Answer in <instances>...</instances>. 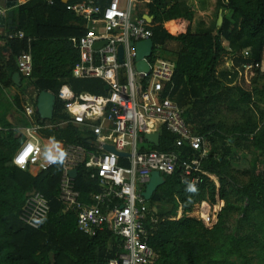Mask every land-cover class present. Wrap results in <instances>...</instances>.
Returning a JSON list of instances; mask_svg holds the SVG:
<instances>
[{
    "label": "trees",
    "instance_id": "trees-1",
    "mask_svg": "<svg viewBox=\"0 0 264 264\" xmlns=\"http://www.w3.org/2000/svg\"><path fill=\"white\" fill-rule=\"evenodd\" d=\"M62 0H26L14 11L15 29L0 35V80L11 91L13 76L19 72L17 58L31 47L33 73L29 77L37 96L42 91L56 94L54 120L66 121L67 126L41 130L44 136L59 140L63 146L87 145L93 135L76 126L58 97L62 86L70 85L76 93L88 91L106 94V83L97 77L75 78L72 69L81 59V51L73 38L80 40L89 33L84 21L77 17ZM223 24L217 22L220 12ZM149 15L153 17L156 47L175 42L176 70L173 77L175 99L183 108L186 121L215 146L216 136L223 135L216 117L232 104H250L253 92L240 84L226 82L228 72L220 73L225 55H231L238 73L244 64L252 63L262 79L264 53V0H150ZM174 19L189 22L186 32L172 34L163 24ZM22 30L24 38H10L12 31ZM31 38V41L29 39ZM171 52V51H170ZM246 53L249 55L247 56ZM24 80V79H23ZM14 93V92H12ZM255 93L264 97V87ZM235 96V97H234ZM19 97L17 105L21 106ZM35 105L37 101L35 100ZM37 122L40 115L35 111ZM244 123H236L230 136L238 142H248L253 155L241 157L236 164L231 151L210 149L202 168L217 176H204V182L191 186L182 170L165 175L149 205L158 215L154 234L149 238L157 258L148 264H260L264 261V113L262 123H256L246 113ZM52 119V120H53ZM31 125L28 117L15 126L0 129V264H109L123 251L122 241L109 227L89 236L78 228L75 209L61 199L63 165L61 162L47 170H23L13 164V155L23 140L18 127ZM175 135L163 129L160 144L154 149L171 152L181 150L192 154L189 146L176 147ZM59 155L60 153L54 152ZM74 189L82 200L92 203L99 192L95 170L84 163L77 167ZM240 176L247 177L243 182ZM42 192L49 200L50 212L46 222L33 227L20 215L30 195ZM225 204L213 227L203 220L190 217L194 207L202 202ZM170 205V209L163 206ZM180 208L184 216L178 215ZM239 214L237 226L230 230L232 215Z\"/></svg>",
    "mask_w": 264,
    "mask_h": 264
},
{
    "label": "built area",
    "instance_id": "built-area-1",
    "mask_svg": "<svg viewBox=\"0 0 264 264\" xmlns=\"http://www.w3.org/2000/svg\"><path fill=\"white\" fill-rule=\"evenodd\" d=\"M48 1L54 3V0ZM71 1L69 9L89 30L80 40L72 39L81 51V59L73 67L72 75L75 78H100L108 89L106 94L98 95L88 91L76 93L70 85H64L58 97L65 104L72 122L88 130L93 139L88 140L90 147L61 145L59 155L47 154L41 125L34 118L36 109L27 108L25 116L31 125L21 131L23 140L13 155V164L23 170H47L61 162L64 170L61 199L76 210L78 228L93 237L109 227L120 237L123 251L109 264H148L157 258L149 238L159 220L143 195L151 174L159 171L165 177L182 170L191 186L204 182V176L215 180L219 186L217 176L202 168L210 151L208 143L184 118V110L175 99L173 77L176 65L162 57L161 47L155 45L152 56L147 59L148 72L137 69V49L132 42L153 36V22L144 18L149 14L150 0H69L68 3ZM141 2L146 8H142ZM92 24L100 25L99 30L93 32ZM8 36L24 38L25 33L12 31ZM17 65L21 76L29 78L32 75L30 46L18 56ZM244 68L252 70L254 65L246 63ZM164 128L175 135L176 147L189 146L193 153L184 156L181 150L154 149L155 144L145 135H161ZM106 146H113L124 155L112 152ZM82 163L95 170L91 177L98 179L100 186L99 192L92 195V203L82 200L80 192L74 189L75 177L70 174ZM179 211L181 218L185 214L182 208ZM49 212L48 198L35 191L28 198L20 218L39 227L46 222ZM202 215L199 219L205 224L214 222L215 225L218 221H214L211 212Z\"/></svg>",
    "mask_w": 264,
    "mask_h": 264
},
{
    "label": "rangeland",
    "instance_id": "rangeland-1",
    "mask_svg": "<svg viewBox=\"0 0 264 264\" xmlns=\"http://www.w3.org/2000/svg\"><path fill=\"white\" fill-rule=\"evenodd\" d=\"M26 0H19V4L21 2H24ZM196 1V0H193ZM140 5L142 6V8H146V4L141 2ZM181 22H179L180 24ZM172 22L166 24L165 29L167 28V31H169L172 34L178 35L179 31L182 30L180 29L179 31H173V26ZM91 26V30L94 32V30H99L100 25L96 26L95 24L90 25ZM177 49L176 43L175 42H170L166 45H162V47L160 48V54L162 55L163 58H167V59H175V53H173L175 50ZM171 51V52H170ZM233 57V56H232ZM231 55H225L223 57V61L220 65V73L221 72H228L227 77H223L224 80H226V82H231V85L235 86L236 84H240L244 89L253 92V101L250 104H232L229 109L221 112L217 117H216V122L220 123L222 126V132L224 136L218 135L216 136V142H215V146L212 145V143L210 141H208V148L209 150L217 147L219 150L223 151L222 148H227L231 151V156L228 157V159H231L233 162H235L236 164L239 163V159L241 157H244V159L246 158V156H251L253 155V150L251 148V146L249 145L248 142H238L234 137L230 136V130L232 128V126L236 123H244L247 120L246 117V113L251 116L253 118V120L256 123H262L263 121V113H264V97L261 94H257L255 93L256 89H261L264 87V79L261 78V76L259 75L258 71H256L255 69H244L238 73H234L237 69L235 67V62L232 59ZM261 69L264 70V53H263V63L261 66ZM222 74V73H221ZM26 83H28L30 85V87L28 85H25L24 88L21 89V91L23 92L22 95L25 98V100L30 103V99L31 97H33L34 95V89L32 90V86L30 81H26ZM31 91V92H30ZM235 97V96H234ZM67 126V122L66 121H61V120H49L47 121L45 127H41L42 131H46L49 130V134L53 137L55 130L57 128L60 127H65ZM43 135V137L45 138L46 136H44V132L41 133ZM46 139V138H45ZM48 141H46L47 147H46V152L47 154H51L53 152H59L60 149H58L59 146H63V143L59 140L53 141V138H48ZM146 147H148V145H145ZM57 147V148H56ZM54 150V151H53ZM53 151V152H52ZM31 170V169H30ZM241 180H243V182H247L248 178L247 177H243L240 176ZM218 180V178H217ZM219 181V180H218ZM221 200H219L217 203L213 206L210 202H207L206 207H202V204H197L193 211L189 214L190 217H194V218H203L202 214L207 215V212H211V214H213V217H215V222L218 219V214L219 211L221 210V208L224 206L225 202L221 201L222 203H220ZM221 204V205H220ZM200 208H199V207ZM217 207V208H216ZM202 208V209H201ZM219 208V209H218ZM163 209L169 210L170 209V205H165L163 206ZM198 211V212H197ZM181 216V211L178 212V216L177 219H179ZM240 215L239 214H234L231 216L230 221H229V226H230V230L233 229L234 227L237 226V221L239 219ZM207 227H213L214 226V222H211L210 224H205ZM254 263H260V264H264V261L260 262L258 259H254Z\"/></svg>",
    "mask_w": 264,
    "mask_h": 264
},
{
    "label": "water",
    "instance_id": "water-1",
    "mask_svg": "<svg viewBox=\"0 0 264 264\" xmlns=\"http://www.w3.org/2000/svg\"><path fill=\"white\" fill-rule=\"evenodd\" d=\"M63 3L68 4L69 0H62ZM19 6V0H0V26H9L10 29H15L16 25L14 24V11L15 8ZM1 10H6V14H4ZM144 18L149 22H153V17L149 14H145ZM223 13L220 12L218 18V26L220 27L223 24ZM132 45L136 46L137 49V69L138 71L148 72L150 70V64L148 62V58L152 56L155 42L152 38L142 40L139 42H132ZM100 46V43L97 44V47ZM123 47H120V61H123ZM21 74L19 72L15 73L13 76L14 83L20 85ZM108 89V86H106ZM57 96L53 92L50 91H42L40 92L36 111L40 115L41 123L52 120L54 118L55 113V105H56ZM146 139L155 144H160V134L159 133H146ZM106 148L112 152L118 153L120 155H124L122 152H117L113 146H106ZM70 174L75 178L78 175V170L73 169L70 171ZM165 177L160 174L159 171H153L151 174V179L147 184L146 190L143 192V195L147 200H151L155 191L165 183Z\"/></svg>",
    "mask_w": 264,
    "mask_h": 264
},
{
    "label": "crops",
    "instance_id": "crops-1",
    "mask_svg": "<svg viewBox=\"0 0 264 264\" xmlns=\"http://www.w3.org/2000/svg\"><path fill=\"white\" fill-rule=\"evenodd\" d=\"M172 21L176 22V26L182 27L181 28L182 31L180 30L178 34L186 32V30L189 26V22L185 19L170 20V21L165 22L163 24V26L165 27L168 22H172ZM179 22H181V23L179 24ZM9 29H10V27L8 25L6 27L0 26V35L6 34ZM168 60H171V59L169 58ZM172 61L175 62L173 59H172ZM28 79L29 78H25L24 76H21L20 85L14 83L11 86V91L8 88H6L0 80V129H2L3 127H5L8 124L15 126L16 124L19 123V120H23L24 118H26L25 111L27 108L34 109V110L36 109L35 100L37 101L39 95L37 96L36 92H34V94H32L34 96L31 97L30 103H28L22 95L23 92L21 91V89L24 88L25 85H28L30 87V85L28 83H26V81H29ZM32 90H33V88H32ZM12 92H14V93H12ZM18 97L21 101L20 102L21 106L17 105V103H16V99ZM34 118H35V120H37L36 114H35ZM18 128L20 129V133H21V131L24 127L20 126ZM45 138L43 137V141H44V146L46 148L47 147L46 141H48V139H47V137H45ZM53 141H56V139H54ZM60 147L61 146H59L58 149H60ZM53 153H51V154H53Z\"/></svg>",
    "mask_w": 264,
    "mask_h": 264
},
{
    "label": "bare ground",
    "instance_id": "bare-ground-1",
    "mask_svg": "<svg viewBox=\"0 0 264 264\" xmlns=\"http://www.w3.org/2000/svg\"><path fill=\"white\" fill-rule=\"evenodd\" d=\"M169 23V26H170V23L171 22H168ZM171 26H173V31H179L182 27L181 26H176V22L175 21H172V25ZM182 31V30H181ZM220 203H222L221 201H220ZM199 205V204H198ZM206 203L204 202L203 204H202V207L204 208V207H206ZM221 205V204H220ZM199 207V206H198ZM200 208V207H199ZM217 208V207H216ZM202 209V208H201ZM205 209V208H204ZM219 209V208H218ZM198 212V211H197Z\"/></svg>",
    "mask_w": 264,
    "mask_h": 264
},
{
    "label": "clouds",
    "instance_id": "clouds-1",
    "mask_svg": "<svg viewBox=\"0 0 264 264\" xmlns=\"http://www.w3.org/2000/svg\"><path fill=\"white\" fill-rule=\"evenodd\" d=\"M154 22V21H153ZM199 204H202V203H199Z\"/></svg>",
    "mask_w": 264,
    "mask_h": 264
}]
</instances>
